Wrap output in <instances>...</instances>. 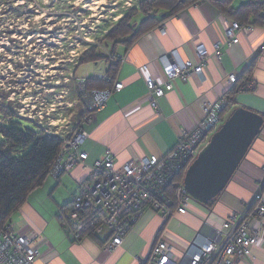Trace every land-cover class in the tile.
Masks as SVG:
<instances>
[{"label":"crops","instance_id":"1","mask_svg":"<svg viewBox=\"0 0 264 264\" xmlns=\"http://www.w3.org/2000/svg\"><path fill=\"white\" fill-rule=\"evenodd\" d=\"M229 20L209 2H203L166 20L160 27L165 29V36L158 28L128 50L124 47L117 50L122 65L116 83H123L125 88L114 93L105 109L95 115L91 124L83 127L89 134L83 145V150L89 154V166L103 160L108 151L119 165L134 158L165 157L177 145L183 132L193 130L201 122L203 105L227 96L234 87L228 84V77L236 75L242 79L253 63L255 66L249 78L256 84V89L237 94L231 110L246 107L264 113V28L242 32L239 44L228 47L225 44ZM217 44H220L222 55L220 62L214 57ZM202 45L210 58L204 77L186 83L175 80L174 90L158 101L159 110L154 111L146 81L162 74L158 59L178 50L183 60L198 64L196 50ZM90 65L92 68L84 70L85 76L80 75L81 68ZM107 68L104 62L79 65L75 77L78 81L87 77L96 79L107 75ZM263 169L264 131L210 212H215L218 218L232 213L243 214L263 179ZM89 172L79 167L59 180L50 178L56 182L55 187L52 185L55 194L63 187L69 196L64 200L52 197L54 208L48 207L49 199H41L39 194L40 189L51 186L52 182L47 180L11 217L9 225L13 233L37 234L36 246L41 257L36 264H140L148 259L159 239L183 251L189 240L204 228L210 212L192 203L188 215L168 222L147 212L123 246L113 253L102 250L108 238L106 232L74 243L63 231L59 213L72 201ZM261 230L263 246L256 248L253 260L244 264H264V227Z\"/></svg>","mask_w":264,"mask_h":264},{"label":"built area","instance_id":"2","mask_svg":"<svg viewBox=\"0 0 264 264\" xmlns=\"http://www.w3.org/2000/svg\"><path fill=\"white\" fill-rule=\"evenodd\" d=\"M254 30L252 26L227 21L225 45L232 47L239 44L242 32ZM160 33L165 36V29L160 28ZM196 54L198 64L183 60L178 50L158 59L162 74L149 77L146 81L154 111L159 110L158 101L174 90L175 80L186 83L193 78L204 77L210 61L209 54L203 45L197 48ZM214 57L219 62L222 60L220 44L216 46ZM88 79L91 78L79 81V103L84 115V126L91 124L95 115L105 109L114 93L125 88L123 83H116L110 90L89 91ZM96 79L106 80L107 75L97 76ZM227 82L229 85L240 84L238 94L256 89V84L246 77L240 79L230 75ZM232 106L226 97L203 105L201 122L193 130L183 132L177 145L165 157L134 158L124 165H119L108 151L103 160L89 166V154L83 150L89 134L78 126L69 132L54 123L48 124V129L42 127L46 134L58 136L63 142L49 178L59 180L79 167L90 170L87 178L80 183L72 203L59 213V221L66 236L78 243L106 232L108 238L102 250L113 253L123 246L147 212L156 214L165 222L188 215L194 202L186 194L184 182L176 191V205L169 197L167 187L180 172L188 170L213 134L222 127ZM263 227L264 169L263 179L243 214L237 216L232 213L225 218H218L215 212H210L203 230L189 240L185 250L178 251L159 239L148 259L140 261V264H244L253 260L256 248L263 246ZM37 240L38 236L34 232L13 233L8 223L0 232V264H36L41 257V251L36 246Z\"/></svg>","mask_w":264,"mask_h":264},{"label":"rangeland","instance_id":"3","mask_svg":"<svg viewBox=\"0 0 264 264\" xmlns=\"http://www.w3.org/2000/svg\"><path fill=\"white\" fill-rule=\"evenodd\" d=\"M143 1L0 0V124L14 113L23 118L17 123L24 129H48L50 123L66 132L76 128L82 111L75 71L81 59L92 49L108 58L113 43L107 36L123 17L139 11ZM250 2L264 4L234 0V7ZM142 19L136 16L132 26ZM87 68L92 66L82 67L80 75ZM48 182L56 186L53 179ZM51 186L39 194L54 208V199L69 195L63 187L55 194Z\"/></svg>","mask_w":264,"mask_h":264},{"label":"trees","instance_id":"4","mask_svg":"<svg viewBox=\"0 0 264 264\" xmlns=\"http://www.w3.org/2000/svg\"><path fill=\"white\" fill-rule=\"evenodd\" d=\"M203 2H209L231 21L254 28H264V4L250 2L235 8L234 0H144L139 4V11L123 17L118 26L107 36V41L113 43L112 52L108 58L92 49L88 56L81 59L79 65L104 62L108 67L107 79H88L87 89L89 91L112 89L122 65L121 58L117 56V50L120 47L128 50L142 37L160 28L166 20ZM139 14L144 19L139 24L136 23L138 25L132 26V21ZM254 66L255 63L248 68L244 78L250 79ZM239 86V83L234 85L226 96L232 104L238 94ZM83 118L82 113L77 124L79 129L84 127ZM22 119L18 114L11 113L9 118H5L0 124V232L29 197L42 188L49 179V172L63 146L60 137L46 134L44 129L37 125L35 127L39 131L22 128L21 124L17 123ZM186 172V170L180 172L167 187L174 205L177 204L176 191L183 184ZM215 202H211L208 207L212 208ZM71 203L72 201L69 205ZM166 225L167 223L164 226Z\"/></svg>","mask_w":264,"mask_h":264},{"label":"water","instance_id":"5","mask_svg":"<svg viewBox=\"0 0 264 264\" xmlns=\"http://www.w3.org/2000/svg\"><path fill=\"white\" fill-rule=\"evenodd\" d=\"M264 131V113L246 107L233 110L188 168L184 190L194 203L208 207L225 192Z\"/></svg>","mask_w":264,"mask_h":264}]
</instances>
